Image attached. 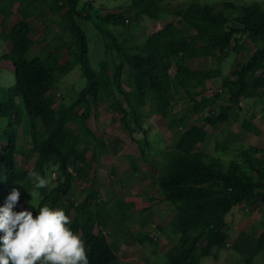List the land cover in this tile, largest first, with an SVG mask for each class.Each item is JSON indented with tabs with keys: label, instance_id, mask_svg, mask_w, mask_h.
<instances>
[{
	"label": "trees",
	"instance_id": "16d2710c",
	"mask_svg": "<svg viewBox=\"0 0 264 264\" xmlns=\"http://www.w3.org/2000/svg\"><path fill=\"white\" fill-rule=\"evenodd\" d=\"M127 1L124 12L102 13L92 5L93 0H0V6H4L3 10L0 8V12L4 11L0 37L8 46L0 59L11 63L14 75L11 86L0 87V118L3 120L0 207L6 204L14 187L29 188L33 180L30 173L35 172L45 179L47 171L55 169V184L37 189V208L16 205L13 210L32 211L35 216L44 205L63 209L71 219L69 226L84 241L89 264H115L117 244L112 245L100 228L104 229L111 222L110 227L113 224L117 228V238L122 240V221L129 217L125 208L131 205L114 198L113 181L99 179L94 172L85 192H80L78 197L65 193L75 182L87 180L91 165L98 160V154L93 152L90 160L86 158L83 144L91 138L95 145L105 148L102 139L87 125L90 114L94 112L97 116L98 107L106 101L109 111L116 114L130 138L138 131L146 137L142 123L147 116L145 103L149 99L154 114L164 120L167 128L183 127L175 143L164 152L147 153V142L138 146L145 175H154L153 183L158 191L149 199L166 201L176 214L168 228L177 239L164 251L165 263L199 264L201 257L213 254L212 249L225 246L229 235L224 216L233 206L264 203V150L235 144L236 135L231 134L232 140L223 138L221 143L214 144V151L234 147L235 158L224 161L219 155L203 150L208 132L195 123H187L190 116L196 115L216 128L229 120L237 121L241 116L243 130L260 133L244 101L257 98L264 107V9L257 1L250 4L224 1L217 10L204 2ZM165 4L172 7L168 12L176 20L165 23L139 41H127L109 28L137 18L143 12L150 11L156 16ZM228 9L236 10V14L225 13ZM90 10L95 12L94 19ZM14 14L16 17L12 18ZM29 18H46L44 33L36 39L32 37ZM83 21L91 22L101 37L104 51L110 56V60L99 62L97 71L89 66L86 38L80 26ZM54 26L66 50L63 61L55 45L56 38L48 37ZM44 40L46 42L39 47ZM229 51L245 54L224 79L227 97L224 104L218 105L220 94L205 96L206 80L221 76L219 66ZM197 58H206L213 65L206 68L187 65L189 60ZM74 66H79L85 84L68 105L56 111L51 90ZM175 98L185 100L183 111L173 110ZM215 104L216 112L210 109L206 114L201 113L203 108ZM73 108H77V113L69 121L68 112ZM22 115L27 119L25 123ZM36 120L41 129L36 128ZM70 122L74 130L68 127ZM17 124L25 128L31 139L33 163L27 169H17L16 165V154L24 155L16 144ZM68 150H72L69 157L66 156ZM128 163L129 173L135 175L138 168L132 155L128 156ZM110 174L115 175L114 170ZM99 187L104 196L100 195ZM107 213L112 217L108 222ZM143 219L140 226L147 227L150 219L146 216ZM146 232L140 230L132 239L138 244L148 242L156 246ZM238 235L239 239L233 244L243 252L245 264L264 252V224L256 237Z\"/></svg>",
	"mask_w": 264,
	"mask_h": 264
},
{
	"label": "rangeland",
	"instance_id": "374dc122",
	"mask_svg": "<svg viewBox=\"0 0 264 264\" xmlns=\"http://www.w3.org/2000/svg\"><path fill=\"white\" fill-rule=\"evenodd\" d=\"M184 3L189 2H204L208 3L215 10L219 9L221 2H229L233 4H250L253 1L260 2L264 9V0H179ZM128 4L127 0H93L92 5L99 12H124L125 6ZM3 10L4 6H0ZM172 7L165 4L163 11L158 15L144 13L139 15L137 18L132 20H125L122 25L116 27L109 26L118 36L125 38L127 41H139L143 36L153 32L154 30L162 27L165 23L175 21L176 18L169 14V9ZM131 10V9H130ZM3 12H0V26L2 22ZM91 18H95L94 10H90ZM132 13V10H131ZM225 13H229L230 16L236 14V10L228 9ZM16 14L12 16L15 18ZM46 18H29L28 22L33 32V39L38 38L44 33V20ZM9 21V20H8ZM87 43V58L89 66L92 70L97 71L99 68V62L101 60H110V56L104 51L102 40L100 35L95 31L91 22L83 21L81 24ZM56 38L55 45L57 49L62 53V60L66 58V50L64 49L63 40L58 33L57 28L54 26L48 37ZM47 37V38H48ZM46 40L43 41L42 46ZM8 49L7 42L0 37V58L3 53ZM245 53L234 54L229 53L223 58L220 63L221 76L206 80V91L205 96H210L214 93L220 94V99L217 100V104L221 105L225 103L227 97L225 86L223 84L224 79L228 76L230 69L234 67L237 61L244 58ZM187 65H191L195 68H206L212 66V61L206 58H197L189 60ZM125 81V79H123ZM14 83V75L12 72V66L9 61H3L0 59V87H9ZM85 84V79L81 75L79 66H74L64 76L60 77L56 84H54L51 90L52 106L57 111L68 105L75 97L76 92ZM175 104L173 110L175 112L183 111L184 102L183 99H174ZM248 105L250 112L253 113V123L257 125L260 133L254 134L247 132L240 127L241 116L237 121L229 120L226 123L218 124L216 128H212L209 125L201 121L196 115L190 116L187 120L188 125L195 123L198 126L203 127L208 132L207 142L203 145V150L208 154H217L224 161L234 157V147L230 146L227 151H214V144L216 142L221 143L223 138L232 140L231 134H235V144L251 145L258 149L264 150V107L259 99H248L244 101ZM217 104L208 106L202 109L203 114L210 111H217ZM147 116L142 123L143 128L146 130V137H144L141 131L134 134L133 139L127 133L125 128L118 122V117L115 113L109 111L108 103L102 102L98 107L97 116H94L92 112L87 120L88 127L95 132L97 137H100L104 142V147L95 145L93 140L89 138L83 144V150L86 158L91 159L92 152L98 154L97 162H94L91 166V171L85 181H77L74 183L72 189L65 193V195L79 196L80 192L90 187L92 172L96 173V177L101 179L104 178L106 181H113V190L116 197L122 199L123 203H130L131 208H125L126 213L129 217L122 221V240L117 238L118 231L110 223L105 227L108 229L106 238L112 245L117 244L114 249L116 256L115 264H166L164 251L172 246L177 235L172 234L169 228L166 226L167 222L173 218V215L167 212L166 214H157L158 211L162 210L163 205L158 202H149V195H155L156 192L152 190L154 181V175L150 177L145 175L144 169L145 164L140 160V146H144L148 143L149 148L146 149L147 153H159L164 152L168 147L172 146L178 139L180 132L183 127L175 125L173 128H167L165 122L158 115L154 114L151 101L146 100L145 103ZM77 108H73L68 112V119L71 121L75 115ZM24 123L26 117L22 115ZM3 120L0 118V129ZM21 124V123H20ZM20 124L16 125V144L18 148L24 152L23 154L17 153L15 156L17 169L29 168L32 161L33 153L31 151L32 144L31 139L25 132V128ZM36 128L41 129V125L36 120L34 122ZM68 127L72 130L75 129L74 125L70 122ZM0 144H2L0 142ZM234 144V145H235ZM72 150L66 152V156H70ZM132 155L135 158V164L137 165L138 171L134 175L129 173L128 156ZM264 157V152H263ZM115 172V175H111L110 172ZM49 171V170H48ZM47 171V172H48ZM112 176V177H111ZM33 179V178H32ZM45 179L48 181L47 187L55 184L56 179H53L46 173ZM98 179V181H99ZM152 179V180H151ZM151 183V184H150ZM123 185V186H121ZM155 185V184H154ZM100 195L104 196L102 188H100ZM20 198L17 203L19 207L32 206L31 203L35 204L38 201V190L34 187V181L31 180L29 188L21 186L19 188ZM37 193L34 200H32L31 192ZM85 192V191H84ZM150 193V194H149ZM32 200V201H31ZM152 200V199H151ZM131 201V202H129ZM31 202V203H30ZM168 204V203H167ZM154 209V212L147 210ZM170 205V204H169ZM142 207V208H141ZM138 208H141L140 210ZM106 211L101 212V216L105 215ZM107 221L112 218L108 214ZM149 216L150 223H154L159 226L158 238L154 241L156 246L151 243L138 244L132 239L140 230H147L146 227L140 226V221H144L143 217ZM176 216L174 212V217ZM142 217V218H141ZM225 227L228 233L227 242L230 243L228 246H224L220 249H212V255L203 256L199 260V264H245L243 261V252L234 247V241L238 240V234L244 233L256 237L262 229L264 224V204L257 203L252 206L237 205L233 206L230 211L224 216ZM124 223V225H123ZM127 226V227H126ZM121 244V245H120ZM120 246V247H118ZM249 264H264V252H260L252 258Z\"/></svg>",
	"mask_w": 264,
	"mask_h": 264
},
{
	"label": "clouds",
	"instance_id": "9594fccd",
	"mask_svg": "<svg viewBox=\"0 0 264 264\" xmlns=\"http://www.w3.org/2000/svg\"><path fill=\"white\" fill-rule=\"evenodd\" d=\"M48 174L57 180L55 169ZM30 175L36 189L47 186L48 181L39 174ZM30 195L34 200L37 193ZM19 198L20 191L14 187L6 204L0 207V264H89L84 241L69 226L71 219L63 209L44 205L35 216L28 210L14 211Z\"/></svg>",
	"mask_w": 264,
	"mask_h": 264
},
{
	"label": "crops",
	"instance_id": "0c3cea01",
	"mask_svg": "<svg viewBox=\"0 0 264 264\" xmlns=\"http://www.w3.org/2000/svg\"><path fill=\"white\" fill-rule=\"evenodd\" d=\"M254 119V118H253ZM256 127H257V125L256 124H254ZM255 147V146H254ZM137 173V172H136ZM135 173V174H136ZM114 174H115V172H114ZM152 180V179H151ZM152 182V184H153V188H152V190H154L155 192H158L157 191V187H156V185H154V183H153V181H151ZM151 184V183H150ZM122 186V185H121ZM114 189V188H113ZM115 190H113V192H114ZM115 193V192H114ZM150 194V193H149ZM114 196H115V194H114ZM152 195L150 194L148 197H151ZM114 198H118L119 200H121V202H122V199L121 198H119V197H114ZM158 202V203H161L162 205H163V207H162V210L161 211H158V215L159 214H166L167 212H169L170 214H172L173 216H174V212H175V210H174V208L171 206V205H169V203L167 204V202L166 201H158V200H156V199H152V200H149V202L151 203V202ZM129 202H131V201H129ZM126 204H130V203H126ZM253 204H257V203H253ZM253 204H251V205H248V206H252ZM262 204H264V203H262ZM111 205V204H110ZM131 205V204H130ZM242 205V204H241ZM247 206V205H246ZM131 207H132V205H131ZM131 207H129V208H131ZM143 207H147V210L148 211H151L152 213H156V212H154V209H152V207H151V209H148V206H146V205H144ZM142 208V207H141ZM141 208H138L139 210L141 209ZM149 216H146V218H148ZM111 218H109V220H110ZM108 220V221H109ZM108 221H106V222H108ZM171 220H169L168 222H167V224H166V226L168 227V223L170 222ZM149 224L150 223H148V226H149ZM106 230H108V229H106ZM121 245V244H120ZM118 247H120V246H118Z\"/></svg>",
	"mask_w": 264,
	"mask_h": 264
},
{
	"label": "built area",
	"instance_id": "2783aa9c",
	"mask_svg": "<svg viewBox=\"0 0 264 264\" xmlns=\"http://www.w3.org/2000/svg\"><path fill=\"white\" fill-rule=\"evenodd\" d=\"M68 171L71 172L70 167L67 168ZM106 230H101L102 234H106ZM147 235L148 237H150L152 240H156L158 237V226L156 224H151L148 228H147ZM226 245H229L228 243H225Z\"/></svg>",
	"mask_w": 264,
	"mask_h": 264
}]
</instances>
